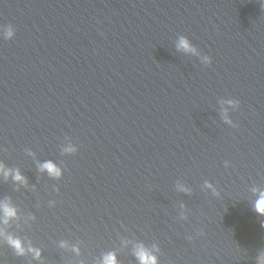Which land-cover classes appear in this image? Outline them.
I'll use <instances>...</instances> for the list:
<instances>
[{"label":"clouds","instance_id":"9594fccd","mask_svg":"<svg viewBox=\"0 0 264 264\" xmlns=\"http://www.w3.org/2000/svg\"><path fill=\"white\" fill-rule=\"evenodd\" d=\"M264 7V5H262ZM13 32L9 27V30L6 33L7 37H11ZM178 49L184 50L185 52L195 53V49L190 45L189 41L183 37L179 39L177 44ZM231 103V102H230ZM74 149L71 147L65 149L67 152H71ZM40 170H46L50 176L59 177L61 175V170L51 161L45 162L40 165ZM0 174H3L5 178H7L10 174H12L11 170H6L2 164H0ZM13 179L18 182H25V178L21 176L19 171H15L13 175ZM210 186V185H209ZM186 191V189H184ZM255 211L264 215V191L259 193V197L255 202ZM0 213H2V222L7 224L11 218H15L17 215L16 209L10 205L9 202L4 201L0 202ZM0 235H4L2 231H0ZM7 241L9 245H11L18 255H23L25 249L22 245V242L18 238H14L12 236H7ZM64 246V245H62ZM29 251L33 252L36 258H39L40 251L38 249L29 248ZM134 255L139 260L140 264H157V258L153 255L148 249H146L143 245H137L134 250ZM260 264H264V254L259 257ZM102 264H117V259L114 253H108L103 257Z\"/></svg>","mask_w":264,"mask_h":264}]
</instances>
